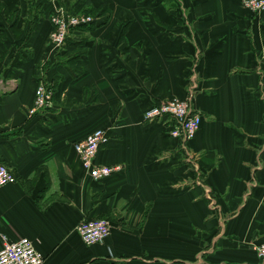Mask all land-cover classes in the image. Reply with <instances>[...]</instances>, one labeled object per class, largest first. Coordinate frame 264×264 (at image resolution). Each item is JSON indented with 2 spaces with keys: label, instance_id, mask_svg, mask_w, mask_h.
<instances>
[{
  "label": "crops",
  "instance_id": "1",
  "mask_svg": "<svg viewBox=\"0 0 264 264\" xmlns=\"http://www.w3.org/2000/svg\"><path fill=\"white\" fill-rule=\"evenodd\" d=\"M244 0H0L2 235L26 237L44 264H264V12ZM93 13H87L92 11ZM94 21L50 44L57 12ZM52 106L29 114L39 81ZM192 98L187 144L144 112ZM108 139L88 175L74 148ZM84 218L111 232L86 244Z\"/></svg>",
  "mask_w": 264,
  "mask_h": 264
},
{
  "label": "built area",
  "instance_id": "2",
  "mask_svg": "<svg viewBox=\"0 0 264 264\" xmlns=\"http://www.w3.org/2000/svg\"><path fill=\"white\" fill-rule=\"evenodd\" d=\"M244 6L255 14L264 12V0H244ZM50 21L53 29L50 34V44L55 48H62L68 40L71 29L81 25H88L94 17L87 14L72 12H57ZM53 90L50 84L39 81L35 89L33 105L29 114L38 112L52 106ZM202 114L195 110L192 98L173 97L162 100L144 112V119L148 122L166 120L169 122V133L172 137L187 144L200 129ZM108 139L104 128H95L86 136L74 143V148L80 158L81 164L88 175L95 180H102L114 171L121 170V165H98L95 157L101 145ZM12 170L0 161V188L15 181ZM77 231L86 244L101 243L111 232V223L108 218H84L77 226ZM3 246L0 249V264H44V255L36 248L29 238L22 237L15 241L2 235ZM257 254L264 262V243L256 247Z\"/></svg>",
  "mask_w": 264,
  "mask_h": 264
},
{
  "label": "trees",
  "instance_id": "3",
  "mask_svg": "<svg viewBox=\"0 0 264 264\" xmlns=\"http://www.w3.org/2000/svg\"><path fill=\"white\" fill-rule=\"evenodd\" d=\"M2 8H3V5H2V3L0 2V11L2 10ZM94 12V10H92V11H87V13H93ZM89 25V24H88ZM81 26H87V25H81Z\"/></svg>",
  "mask_w": 264,
  "mask_h": 264
}]
</instances>
